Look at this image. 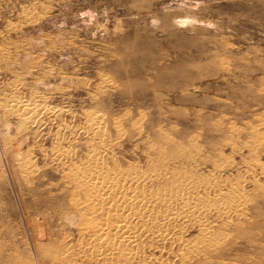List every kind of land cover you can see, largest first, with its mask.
<instances>
[{"label": "rangeland", "instance_id": "rangeland-1", "mask_svg": "<svg viewBox=\"0 0 264 264\" xmlns=\"http://www.w3.org/2000/svg\"><path fill=\"white\" fill-rule=\"evenodd\" d=\"M93 152L140 177L114 249ZM0 264H264V0H0Z\"/></svg>", "mask_w": 264, "mask_h": 264}, {"label": "bare ground", "instance_id": "bare-ground-1", "mask_svg": "<svg viewBox=\"0 0 264 264\" xmlns=\"http://www.w3.org/2000/svg\"><path fill=\"white\" fill-rule=\"evenodd\" d=\"M103 156L104 155L100 156L99 153L97 152H93V154L89 156L88 160H86L84 164L80 165V167L79 165L77 167L74 166L75 168L74 171L72 172H74L73 173L74 175L78 176L77 183L86 193L84 201L82 202L80 201V203L79 201H77L74 204L78 206L79 209L83 210L81 217L83 220L82 225L84 227L82 226V230H85V232L89 236H91L90 238L95 239L94 246H97L98 248H102L103 247L102 244H104V247L108 245V247L114 249V247H112L113 245L116 244L120 245V242L122 240H129L130 238L133 241L135 235H133L130 222L127 220L128 213L127 214L120 213L119 217H117L118 219L114 220V222L107 221L106 219L107 216L113 215V213L110 214L108 211L111 208L110 207L111 204L114 202L113 205L115 206L117 202L121 201L122 199H125L126 201L122 205L123 210L126 209L132 211L134 207L133 205L136 204L135 202L143 203V204L144 202H142L141 200H137L135 197L132 196H123L122 193L123 192L122 188L123 186H125L124 191L128 195L134 194L137 198L142 197L141 195H138L137 191H135L136 188L135 186H134L135 188L133 187L132 189V187L129 185L131 183L133 186L134 181H138L135 180L140 178L136 176L137 173L136 172L133 173V170H127V169L123 170L124 168L122 170L120 168L117 172H115L114 168L110 167V165L107 162H105L104 160L105 158ZM19 163L21 166H23L24 164L22 163V160L21 162L19 161ZM26 169H28V167ZM110 197H115V199L111 200ZM192 205L195 207V204ZM193 206L187 205L185 207L192 208ZM84 207L86 208L84 209ZM84 210L85 211L90 210L89 214L88 213L85 214ZM186 213L189 212L185 211L184 214ZM133 216L134 213L132 214V217ZM127 221L129 224H127ZM120 226L123 227L124 229L121 234L122 237L119 239L118 237L115 238L113 232L122 229L119 228ZM62 252L64 251L62 250Z\"/></svg>", "mask_w": 264, "mask_h": 264}]
</instances>
